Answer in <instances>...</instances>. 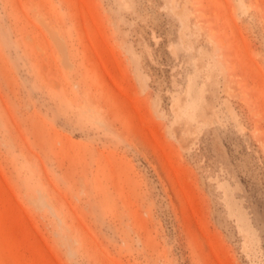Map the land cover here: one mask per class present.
Instances as JSON below:
<instances>
[{
	"label": "rangeland",
	"instance_id": "1",
	"mask_svg": "<svg viewBox=\"0 0 264 264\" xmlns=\"http://www.w3.org/2000/svg\"><path fill=\"white\" fill-rule=\"evenodd\" d=\"M0 264H264V0H0Z\"/></svg>",
	"mask_w": 264,
	"mask_h": 264
},
{
	"label": "bare ground",
	"instance_id": "2",
	"mask_svg": "<svg viewBox=\"0 0 264 264\" xmlns=\"http://www.w3.org/2000/svg\"><path fill=\"white\" fill-rule=\"evenodd\" d=\"M182 17L186 18L187 17V13H184ZM193 87H194V83H193L192 78H188L185 92H186V94L188 96L189 101H188V103L185 106H192L193 105V98L191 97V95L193 94Z\"/></svg>",
	"mask_w": 264,
	"mask_h": 264
}]
</instances>
